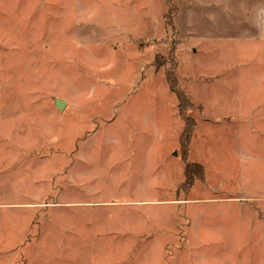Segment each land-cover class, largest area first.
<instances>
[{
  "label": "rangeland",
  "instance_id": "rangeland-1",
  "mask_svg": "<svg viewBox=\"0 0 264 264\" xmlns=\"http://www.w3.org/2000/svg\"><path fill=\"white\" fill-rule=\"evenodd\" d=\"M0 264H264V0H0Z\"/></svg>",
  "mask_w": 264,
  "mask_h": 264
},
{
  "label": "trees",
  "instance_id": "trees-1",
  "mask_svg": "<svg viewBox=\"0 0 264 264\" xmlns=\"http://www.w3.org/2000/svg\"><path fill=\"white\" fill-rule=\"evenodd\" d=\"M168 79L170 81V88L176 94L179 103L185 104L187 102V99L185 98L184 94L175 86V81L170 80V78H168ZM188 132H189V130H185L183 134H185V136L187 137ZM183 138H184V136H183ZM201 175H202V168L200 165L193 164V163L192 164L191 163L186 164L185 177H186V183L187 184H191L194 177H200Z\"/></svg>",
  "mask_w": 264,
  "mask_h": 264
},
{
  "label": "water",
  "instance_id": "water-1",
  "mask_svg": "<svg viewBox=\"0 0 264 264\" xmlns=\"http://www.w3.org/2000/svg\"><path fill=\"white\" fill-rule=\"evenodd\" d=\"M54 104L59 110H63L65 102L63 100L55 98L54 99Z\"/></svg>",
  "mask_w": 264,
  "mask_h": 264
},
{
  "label": "crops",
  "instance_id": "crops-1",
  "mask_svg": "<svg viewBox=\"0 0 264 264\" xmlns=\"http://www.w3.org/2000/svg\"><path fill=\"white\" fill-rule=\"evenodd\" d=\"M220 4H221V0H220Z\"/></svg>",
  "mask_w": 264,
  "mask_h": 264
}]
</instances>
